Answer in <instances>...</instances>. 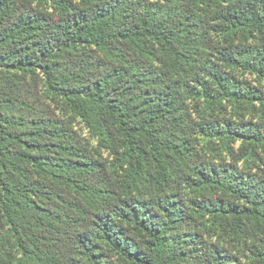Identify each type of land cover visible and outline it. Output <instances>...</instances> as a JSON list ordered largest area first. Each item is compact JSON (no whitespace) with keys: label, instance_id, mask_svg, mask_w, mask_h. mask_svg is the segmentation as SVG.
<instances>
[{"label":"trees","instance_id":"16d2710c","mask_svg":"<svg viewBox=\"0 0 264 264\" xmlns=\"http://www.w3.org/2000/svg\"><path fill=\"white\" fill-rule=\"evenodd\" d=\"M0 264H264V0H0Z\"/></svg>","mask_w":264,"mask_h":264}]
</instances>
